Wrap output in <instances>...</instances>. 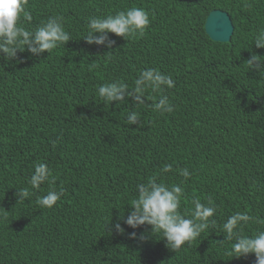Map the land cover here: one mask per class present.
I'll list each match as a JSON object with an SVG mask.
<instances>
[{
    "label": "trees",
    "instance_id": "16d2710c",
    "mask_svg": "<svg viewBox=\"0 0 264 264\" xmlns=\"http://www.w3.org/2000/svg\"><path fill=\"white\" fill-rule=\"evenodd\" d=\"M133 7L149 13L143 35L88 43L101 36L92 18ZM25 10L20 26L58 19L69 40L32 53L18 38L6 45L15 55L0 50V264H256L233 245L264 231V0H26ZM216 10L232 18L229 43L207 34ZM148 68L174 86L149 89L141 104L135 81ZM112 82L128 85L123 100L99 96ZM162 95L172 112L154 109ZM38 163L54 181L33 188ZM149 179L181 186L180 211L194 223L193 200L216 208L179 250L154 226L126 223ZM61 189L52 208L37 203ZM238 212L252 220L229 240L223 225Z\"/></svg>",
    "mask_w": 264,
    "mask_h": 264
},
{
    "label": "clouds",
    "instance_id": "9594fccd",
    "mask_svg": "<svg viewBox=\"0 0 264 264\" xmlns=\"http://www.w3.org/2000/svg\"><path fill=\"white\" fill-rule=\"evenodd\" d=\"M25 5L26 0H0V41H2L0 50L15 55V49L6 45L16 43L18 38H23L20 43L28 44L29 51L32 53L50 52L61 42L69 40V34L64 30L58 19H49L45 24L34 30H27L25 27L20 26L21 16L25 20H31V15L25 10ZM149 24V13L142 8L133 7L127 11H120L115 15H108L106 18H92L88 24L89 32H99L101 36L94 39L89 34L87 40L88 43L103 44L106 39L105 34L108 32L128 39L137 34L143 35ZM256 43L258 47H264V31L259 34ZM165 86L168 88L174 86L172 78L158 69L148 68L142 71L135 81V92L137 93L135 98L143 104L142 97L149 89L154 92L161 91ZM127 87L128 85L122 82L107 83L99 88L98 94L106 102L123 100L124 91ZM154 109L160 113L173 111L168 97L165 95H162L159 102L155 103ZM136 119L137 116L133 115L129 122L134 123ZM162 171H171V165H165ZM180 172L185 178L190 177L186 168L181 169ZM46 181H54L51 169L45 163L36 164L30 180L31 186L39 188ZM139 188L140 195L130 202L135 211L128 217L126 223L132 228H137L145 223L154 226V231L163 234L169 242L168 246L173 251L179 250L185 242H191L205 231L209 227V217H212L216 212L214 206L202 204L199 199H195L192 201L194 203L192 215L199 223H194L193 219L185 218L180 211L181 198L184 192L178 184L171 186L163 182L157 184L155 179H149L146 185L141 184ZM22 194L24 197H28L29 191L22 189ZM62 195V189L59 191L51 190L48 191L46 196L40 197L37 203L42 208H52ZM250 220H252V217L247 213L238 212L230 216L223 225L224 230L228 233V239H232L238 222H249ZM119 227L117 225V228ZM120 230L123 231V229ZM132 235H135V233ZM233 252L236 257H244L254 253L256 264H264V231L251 237L237 236L233 245Z\"/></svg>",
    "mask_w": 264,
    "mask_h": 264
},
{
    "label": "water",
    "instance_id": "95a60500",
    "mask_svg": "<svg viewBox=\"0 0 264 264\" xmlns=\"http://www.w3.org/2000/svg\"><path fill=\"white\" fill-rule=\"evenodd\" d=\"M206 31L213 41L229 43L234 35L235 26L227 12L216 10L207 19Z\"/></svg>",
    "mask_w": 264,
    "mask_h": 264
}]
</instances>
